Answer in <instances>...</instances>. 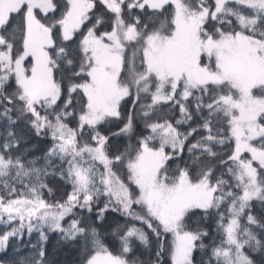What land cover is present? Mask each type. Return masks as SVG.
<instances>
[{
  "label": "snow or ice",
  "instance_id": "obj_1",
  "mask_svg": "<svg viewBox=\"0 0 264 264\" xmlns=\"http://www.w3.org/2000/svg\"><path fill=\"white\" fill-rule=\"evenodd\" d=\"M0 264H264V0H0Z\"/></svg>",
  "mask_w": 264,
  "mask_h": 264
}]
</instances>
